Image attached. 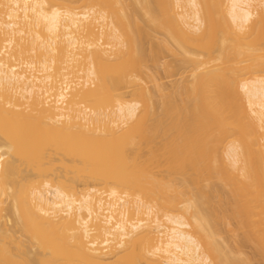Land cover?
Here are the masks:
<instances>
[{"label": "bare ground", "instance_id": "6f19581e", "mask_svg": "<svg viewBox=\"0 0 264 264\" xmlns=\"http://www.w3.org/2000/svg\"><path fill=\"white\" fill-rule=\"evenodd\" d=\"M129 1L0 0V264H249L215 184L264 258V0ZM145 37L191 76L161 115Z\"/></svg>", "mask_w": 264, "mask_h": 264}, {"label": "rangeland", "instance_id": "374dc122", "mask_svg": "<svg viewBox=\"0 0 264 264\" xmlns=\"http://www.w3.org/2000/svg\"><path fill=\"white\" fill-rule=\"evenodd\" d=\"M129 1V0H128ZM131 2V3H130ZM129 4H132V0H130L129 2H128ZM158 35V34H157ZM160 35V34H159ZM143 37V36H142ZM157 37V36H156ZM156 37H155V39H156ZM159 37V36H158ZM157 37V38H158ZM160 37H161V35H160ZM146 38L147 37H145L144 38V40L146 41ZM150 38V37H149ZM153 39V41L152 40H150V39H148L147 38V42H145L146 44H144V40H143V42H142V40H141V43H142V46L143 45H145L143 48H144V51L146 52V54L147 55H145V52L143 51V49H142V51H143V53H144V56L146 57V59H148V60H146V61H148V64L146 65V63H144V65L145 66H147V67H145V69H146V72H148L150 75H152L153 76V79L155 78L156 80L155 81H153L154 83H156L155 85L153 84V82H152V79L150 78H145L147 81H144L143 82V84L144 85H148V87L150 88V90L151 91H154V93L155 92H157V93H155V98L157 97V94H158V97L155 99V105H156V110H157V112H158V114H159V110H160V108L162 109V102H164V100H166V97L165 98H163V101H161L162 100V98L160 97L161 95L158 93V88H157V82L159 83V85H160V87L161 86H163L162 88L163 89H165V93H166V95H169V97L170 96H172L171 98L172 99H169V100H172V101H174V99L175 100H177V97L178 96H176L175 94L177 93V95H178V89H179V83H181V82H183L184 81V79L182 78L183 77V72H184V76L186 75V78L185 79H187V80H190L191 79V76H187V70H189V69H186V67L184 66L183 67V64H181V67L180 66H177V65H179V63H180V61H178V60H176V59H179V58H176V56H174L170 51H168V50H166L165 49V47L163 46V48H162V44H160L159 42V44H157V43H154L155 41H154V38H152ZM159 39V38H158ZM150 40V41H149ZM152 41V42H151ZM157 42V41H156ZM153 43V44H152ZM157 44V45H156ZM157 46L160 48H157ZM155 47H156V49H155ZM153 48V49H152ZM155 50H158V53L157 52H155ZM151 51H154V53L153 52H151ZM162 53H161V52ZM155 53H156V56H155ZM161 55H160V54ZM160 55L159 57L157 56V55ZM150 55V56H149ZM148 56V57H147ZM153 56V57H152ZM145 57H144V62H146L145 61ZM151 57V58H150ZM154 57L156 58L157 57V59H154ZM153 58V59H152ZM160 59V62L158 61L159 59ZM151 59V60H150ZM153 60V61H152ZM156 60V61H155ZM177 61V62H176ZM159 62V63H158ZM176 65V66H175ZM170 66H171V69H170ZM174 66V67H173ZM175 70H177L176 72H174V74L172 73V71H174V69ZM180 67V68H179ZM181 68H185L184 69V71H183V69H181ZM180 69V70H179ZM182 72V73H181ZM182 74V75H181ZM180 75H181V77H180ZM181 78L183 79V81H181ZM180 81V82H179ZM178 83V84H177ZM182 84V83H181ZM180 84V85H181ZM184 84V83H183ZM182 84V85H183ZM157 85V86H156ZM178 85V86H177ZM157 88V89H155V87ZM177 89V90H176ZM134 90H136L135 88H133V89H131V90H128V91H126V92H124V95H125V97H126V99L127 100H130L131 98H132V92L134 91ZM156 90V91H155ZM168 91V92H167ZM176 91V92H175ZM172 93V94H171ZM174 93V94H173ZM165 95V96H166ZM175 98H174V97ZM160 97V98H159ZM168 96H167V98H169ZM174 98V99H173ZM159 102L161 103V105L159 104ZM159 105V106H158ZM161 106V107H160ZM159 107V108H158ZM163 110V109H162ZM161 110V111H162ZM160 111V114L159 115H161V112ZM164 113V112H163ZM162 113V114H163ZM157 142V141H156ZM155 172H156V175H157V178L159 179V180H161V181H165V182H169L170 184H172V185H177L178 184V180H179V178L178 177H176V175H173L171 172H170V169L168 168V166H166V165H161V166H158V167H155L154 169H153ZM190 170V169H189ZM188 170V171H189ZM192 173H193V171H191ZM191 172L189 171L188 172V177H190V178H188V179H193V178H191V177H193V174H191ZM190 174L192 175V176H190ZM182 181V180H181ZM191 181V180H190ZM182 183V182H181ZM190 183H192V182H190ZM192 186L194 185L193 183L191 184ZM218 185H219V187H218ZM218 185H214V189L212 190V192L213 193H215L216 194V196H215V194H211V192L209 193V190L211 191V187H210V189H209V187H207L206 189H207V191L204 189V187H202V185H201V188H203L202 190H203V192L201 193V194H198L199 196L200 195H205V194H203L204 193V191H205V193L207 192V193H209L210 195H211V199L210 198H208V199H210V200H208V201H210V203L211 204H213V200H216V201H214V206L213 205H209V206H211V207H207V206H205V205H207V203L206 202H208L207 201V199H206V201H205V203L206 204H204V201H202V198L204 197H202L201 199H200V197H199V200H200V204H201V202H203V204H201L202 206H204V210H203V208H202V210H203V212H207L205 209H209L208 211L212 214H210L211 216H213V219H211V223H213L215 220H214V215L217 213V211L218 210H220V211H218V213L215 215V217L216 216H218V220L220 219V221H218L217 219H216V223H218V224H216L215 222H214V224H215V226H214V224H213V227H214V229H216V230H213V231H215V232H217V233H214L215 235L216 234H218L217 236H218V238L220 237L221 238V240H220V238H219V241H220V243H222L223 245H224V243L226 244V246H223V247H226L225 249L227 250H229V252H231V251H233V255H235V253H236V257L238 256V252H240L239 253V257L238 258H244V259H247V257H248V259L246 260L247 262L248 261H251V263H249V264H264V258L262 257V256H260V254H257V252L258 251H256V249H254L255 248V246L252 244V243H250V242H246L245 240L246 239H244V237H243V234L242 233H238L237 231H239V229H238V227H237V223H236V220H235V215H234V217H232L233 216V214H234V212H233V209L230 207V208H228V205L229 204H231V203H229L228 204V201L226 202V201H224L225 199H228V194H227V190H225L226 188L224 187V189H223V186H221L220 184H218ZM195 186V185H194ZM216 186H217V188H216ZM221 187H222V191L220 190V192H223L222 194L220 193V192H217L216 190H218V188L219 189H221ZM192 188H196V186L195 187H192ZM191 188V189H192ZM209 189V190H208ZM198 190H200L199 191V193L202 191L201 189H198ZM198 190H196V191H194V189H193V193H194V197H195V199H197V196L198 195H196L195 193H197V191ZM217 193H216V192ZM219 191V190H218ZM191 192V191H190ZM193 193H189V194H192L193 195ZM221 195H220V194ZM225 193V194H224ZM227 194V195H226ZM219 195V196H218ZM226 195V196H225ZM187 196V195H186ZM210 197L208 194L207 195H205V198H207V197ZM223 196H225V197H223ZM193 196H189V198H192ZM194 197L192 198V199H194ZM217 197V198H216ZM221 197H222V199H221ZM227 197V198H226ZM187 198H188V196H187ZM213 198H216V199H213ZM218 199V200H217ZM203 200H204V198H203ZM223 201L222 203L220 202V201ZM197 201H198V199H197ZM219 201V202H218ZM230 201V200H229ZM216 202V203H215ZM225 202H226V204H225ZM210 203H208V204H210ZM220 203H221V205H220ZM222 204H223V206H222ZM200 205V207H202ZM227 206V207H226ZM205 207H207V208H205ZM215 208H216V210H215ZM229 210H228V209ZM199 209H201V208H199ZM214 209V211H216V213L214 212V211H210V210H213ZM201 211V210H200ZM222 211H224V212H222ZM5 212V211H4ZM209 212L207 213V214H209ZM227 212V213H226ZM6 213V212H5ZM214 213V214H213ZM222 213H225L224 215H225V217H227L226 219V222H228L229 221V219L231 220L230 222H228V223H224V221H225V219H224V216L222 215ZM204 214V213H203ZM206 214V213H205ZM219 214H221V217L223 218V219H221V217H219L220 215ZM230 218H229V217ZM229 218V219H228ZM15 220H14V218H13V221H12V219H11V222H9V226L12 228V227H14L13 228V230L15 231V236H16V238H17V240L19 239V241H20V239H22L21 241H23V239L24 240H26L25 242H26V245L28 244V238L23 234V233H20V230H19V226H17V224H16V222H14ZM14 222V223H13ZM220 222V223H219ZM232 223V224H231ZM236 223V224H235ZM228 224V225H227ZM236 226H235V225ZM231 225V226H230ZM235 228V229H234ZM213 229V228H212ZM231 231V233H230V231ZM236 231V234H234V232ZM239 232H241V231H239ZM22 234V235H21ZM233 234H234V236H233ZM20 235V236H19ZM25 237H24V236ZM217 236H216V238H217ZM236 236V237H235ZM19 237V238H18ZM242 237V238H241ZM223 239V240H222ZM226 239V240H225ZM243 239V240H242ZM6 242H5V244H7L6 246L9 248V246H10V244L12 245L11 247H12V249H11V251L13 250V252L15 251V250H18L19 251V249H18V247H20V248H22V245L21 246H19V243L18 244H16L17 246H15V244H12L13 242L10 240V239H8V241H7V239H4ZM10 240V241H9ZM218 240V239H217ZM20 241V242H21ZM228 241V242H227ZM247 243H245V242ZM22 244V243H21ZM24 245H25V243H23ZM251 244V245H250ZM227 246H228V248H227ZM14 247H16L17 249H15ZM231 249V250H230ZM256 251V252H255ZM17 254V253H16ZM231 255H232V252H231ZM232 255V256H233ZM242 255H244V256H242ZM235 257V256H234ZM246 257V258H245ZM263 258V259H260V258ZM106 262H111V263H113V262H115V258H107L106 259Z\"/></svg>", "mask_w": 264, "mask_h": 264}]
</instances>
